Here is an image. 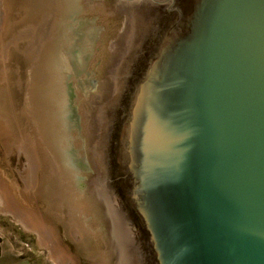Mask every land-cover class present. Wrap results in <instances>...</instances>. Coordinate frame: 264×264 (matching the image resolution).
I'll use <instances>...</instances> for the list:
<instances>
[{"label": "water", "instance_id": "water-1", "mask_svg": "<svg viewBox=\"0 0 264 264\" xmlns=\"http://www.w3.org/2000/svg\"><path fill=\"white\" fill-rule=\"evenodd\" d=\"M0 130L91 264H264V0H0Z\"/></svg>", "mask_w": 264, "mask_h": 264}, {"label": "rangeland", "instance_id": "rangeland-1", "mask_svg": "<svg viewBox=\"0 0 264 264\" xmlns=\"http://www.w3.org/2000/svg\"><path fill=\"white\" fill-rule=\"evenodd\" d=\"M19 259L91 264L57 216L29 191L0 130V261Z\"/></svg>", "mask_w": 264, "mask_h": 264}, {"label": "crops", "instance_id": "crops-1", "mask_svg": "<svg viewBox=\"0 0 264 264\" xmlns=\"http://www.w3.org/2000/svg\"><path fill=\"white\" fill-rule=\"evenodd\" d=\"M3 253H4V248H3ZM0 264H29L27 261H23V260H17V261H14V262H11V263H4L2 261H0Z\"/></svg>", "mask_w": 264, "mask_h": 264}, {"label": "flooded vegetation", "instance_id": "flooded-vegetation-1", "mask_svg": "<svg viewBox=\"0 0 264 264\" xmlns=\"http://www.w3.org/2000/svg\"><path fill=\"white\" fill-rule=\"evenodd\" d=\"M114 136H115V134H114ZM114 165V164H113ZM141 230V229H140ZM143 236L141 235V238H142Z\"/></svg>", "mask_w": 264, "mask_h": 264}]
</instances>
